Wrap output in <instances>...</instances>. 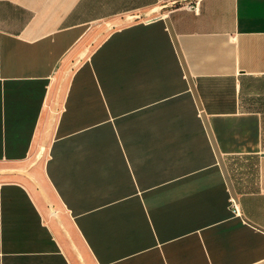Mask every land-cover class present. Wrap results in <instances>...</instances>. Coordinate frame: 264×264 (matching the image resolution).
Instances as JSON below:
<instances>
[{"label":"crops","instance_id":"1","mask_svg":"<svg viewBox=\"0 0 264 264\" xmlns=\"http://www.w3.org/2000/svg\"><path fill=\"white\" fill-rule=\"evenodd\" d=\"M0 264H264V0H0Z\"/></svg>","mask_w":264,"mask_h":264},{"label":"rangeland","instance_id":"2","mask_svg":"<svg viewBox=\"0 0 264 264\" xmlns=\"http://www.w3.org/2000/svg\"><path fill=\"white\" fill-rule=\"evenodd\" d=\"M65 81V77L63 78V80H62V82H64ZM61 86H59V88H60ZM57 106H56V104H55V106H54V108H53V110H52V114H51V117H50V119H49V122H48V128H47V132L49 133L51 130H52V127H53V123H54V117H55V115H56V113H57V108H56ZM47 141H48V137H47ZM46 147L48 146L47 144H44ZM45 155H46V150L45 149H43L42 151H40V153L38 154V156H36L35 157V159H33L34 160V162L33 163H37L39 160H42V159H44V157H45Z\"/></svg>","mask_w":264,"mask_h":264}]
</instances>
